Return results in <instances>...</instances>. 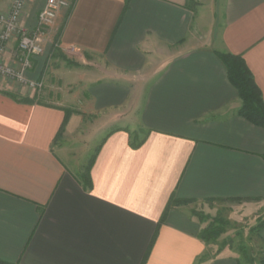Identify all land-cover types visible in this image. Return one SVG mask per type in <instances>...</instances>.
Wrapping results in <instances>:
<instances>
[{
    "label": "crops",
    "instance_id": "1",
    "mask_svg": "<svg viewBox=\"0 0 264 264\" xmlns=\"http://www.w3.org/2000/svg\"><path fill=\"white\" fill-rule=\"evenodd\" d=\"M10 1L0 0V12ZM44 4L28 0L20 26L34 28ZM204 6L219 10L221 22L194 41L196 9ZM58 25V49L104 65L76 74L86 87L77 108L44 104L0 76V258L241 264L224 249L207 256L212 245L199 237L206 225L190 207L172 205L159 221L171 198L236 201L252 215L264 201V128L237 114L241 99L215 54L241 55L264 101V0H75ZM16 45L8 43L6 64L17 63ZM39 56L29 79H38ZM90 130L99 137L88 155ZM134 133L143 139L138 147L130 145ZM256 237L264 244V226Z\"/></svg>",
    "mask_w": 264,
    "mask_h": 264
},
{
    "label": "rangeland",
    "instance_id": "2",
    "mask_svg": "<svg viewBox=\"0 0 264 264\" xmlns=\"http://www.w3.org/2000/svg\"><path fill=\"white\" fill-rule=\"evenodd\" d=\"M196 10L195 22L191 27L189 36L194 41H199L209 36L211 30L218 32V23L216 22L221 21L218 14L219 10H211L205 6L198 7ZM58 30L59 25L55 26V28L53 27L51 36L49 35L44 40V52L37 59L39 62V76L36 81L41 86L31 90L38 96V100L44 104L63 107L71 103V107L77 108L82 104V92L86 90V87L79 79L81 76L78 78L76 74H81V72L97 74L104 64L95 55L87 56L86 61L80 63L75 56L62 52L58 47H53V39ZM34 67L35 65L32 62L29 70L33 71ZM85 118L84 122H87L88 119L92 124L95 116L88 114L87 116L85 115ZM96 131L98 130H90V133H88L89 137L85 135L87 139L84 138L85 141L82 139L83 145L87 147L85 152L88 155L98 140L99 135L96 138L97 140L91 139ZM79 132L81 133L82 131L80 130ZM84 159V157H81L80 162L83 163ZM182 204L190 207L194 216L206 226L213 218L222 220L225 223L223 233L214 241L215 243L209 244L212 246L209 247L210 252L207 256H213L220 247L221 250L224 249L235 253L239 257L241 264H264V244L257 239L256 232L253 231V228L259 224H264V201L261 203L258 213L253 215L249 213V209L244 211L241 209L242 207L237 206L236 201H188Z\"/></svg>",
    "mask_w": 264,
    "mask_h": 264
},
{
    "label": "built area",
    "instance_id": "3",
    "mask_svg": "<svg viewBox=\"0 0 264 264\" xmlns=\"http://www.w3.org/2000/svg\"><path fill=\"white\" fill-rule=\"evenodd\" d=\"M28 0H11L6 11L0 12V76L22 84L30 89H37L41 84L27 78L32 59L44 52V40L51 30L58 13L69 9L75 0H45L38 12L34 28L28 30L19 24ZM51 36V35H50ZM16 40L15 65L6 64L3 60L8 43Z\"/></svg>",
    "mask_w": 264,
    "mask_h": 264
},
{
    "label": "trees",
    "instance_id": "4",
    "mask_svg": "<svg viewBox=\"0 0 264 264\" xmlns=\"http://www.w3.org/2000/svg\"><path fill=\"white\" fill-rule=\"evenodd\" d=\"M60 29L57 31L54 39H53V47H57V43L59 40ZM216 56L219 58L221 63L224 65L227 73V78L229 82L235 87L238 92L239 98L241 99V105L237 110V114L247 119L252 124L264 128V101L261 96L260 89L256 85L254 78L252 76L251 71L247 67L244 59L241 55H235L228 52H215ZM4 94L9 95L13 99L18 101L29 102L31 100L27 98H20L16 94L3 91ZM68 112V111H67ZM68 114V113H67ZM67 120V115L63 120V123L60 127V131L63 130L64 124ZM60 131L57 134V137L60 135ZM141 140L136 133L133 134L131 138L130 145L132 147H138L142 143ZM264 158V155H263ZM89 168H85V170L79 175V180L83 184L84 187H88L90 184L89 177ZM189 200H181L171 198L169 203L167 204L159 222H162L165 218V214L167 210L172 205H177L181 203L188 202ZM194 215V213H192ZM224 222L222 220H218L213 218L212 221L202 228L199 232V237L206 243L210 244L219 237L220 234L224 231ZM264 224H259L255 228H253L254 232H257L260 228H262ZM215 243V242H214ZM221 251L219 247L215 254ZM214 254V255H215ZM0 264H20L18 262H8L2 260L0 258Z\"/></svg>",
    "mask_w": 264,
    "mask_h": 264
}]
</instances>
